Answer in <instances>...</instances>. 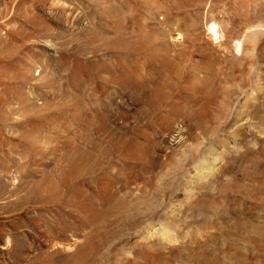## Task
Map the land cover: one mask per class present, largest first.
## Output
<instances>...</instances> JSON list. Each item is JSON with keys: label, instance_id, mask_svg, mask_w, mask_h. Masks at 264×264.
Masks as SVG:
<instances>
[{"label": "rangeland", "instance_id": "1", "mask_svg": "<svg viewBox=\"0 0 264 264\" xmlns=\"http://www.w3.org/2000/svg\"><path fill=\"white\" fill-rule=\"evenodd\" d=\"M0 264H264V0H0Z\"/></svg>", "mask_w": 264, "mask_h": 264}, {"label": "bare ground", "instance_id": "2", "mask_svg": "<svg viewBox=\"0 0 264 264\" xmlns=\"http://www.w3.org/2000/svg\"><path fill=\"white\" fill-rule=\"evenodd\" d=\"M204 153H206V152H204ZM206 155L207 154H205V155L203 154L195 163V169L197 171L196 174L199 175L200 177H202L205 174V172H208L209 170H211L212 163H213V161L216 160L215 157H213V158L211 157L212 159H210V158H207ZM152 230H153L152 233L155 236H157L159 238V240L162 239L163 242L174 240V235L172 234V230L168 229L167 227H164L162 223H159V225L156 227H152V229L151 228L148 229L147 233H149Z\"/></svg>", "mask_w": 264, "mask_h": 264}, {"label": "built area", "instance_id": "3", "mask_svg": "<svg viewBox=\"0 0 264 264\" xmlns=\"http://www.w3.org/2000/svg\"><path fill=\"white\" fill-rule=\"evenodd\" d=\"M4 1V0H3Z\"/></svg>", "mask_w": 264, "mask_h": 264}]
</instances>
